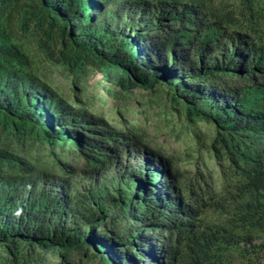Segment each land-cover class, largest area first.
Wrapping results in <instances>:
<instances>
[{
  "label": "trees",
  "instance_id": "trees-1",
  "mask_svg": "<svg viewBox=\"0 0 264 264\" xmlns=\"http://www.w3.org/2000/svg\"><path fill=\"white\" fill-rule=\"evenodd\" d=\"M40 64L162 90L212 137L165 154ZM143 249L264 264V0H0V264H142Z\"/></svg>",
  "mask_w": 264,
  "mask_h": 264
},
{
  "label": "rangeland",
  "instance_id": "rangeland-1",
  "mask_svg": "<svg viewBox=\"0 0 264 264\" xmlns=\"http://www.w3.org/2000/svg\"><path fill=\"white\" fill-rule=\"evenodd\" d=\"M42 73L48 76L51 83L57 87L58 91L74 102L85 105L91 113L101 116L104 122H107L117 130H124L127 127H135L145 136L146 142L152 148H158L165 154L172 152L182 153L185 149L193 146V140L190 138V131L195 129L206 141L212 137V127L204 121H196L195 124L185 120L183 109L176 112L172 109L169 99L162 90L154 89H135L129 93L120 92L113 85H108L101 79V75L85 74L75 79H67L65 74L55 67L46 64L39 66ZM74 91H72V89ZM109 92V93H108ZM59 154L62 153L57 149ZM34 157H42L41 152L32 149ZM66 158L73 162L74 166L80 165L77 158L71 159V153H65ZM47 161L46 159H42ZM181 169H186L181 165ZM148 249H143L144 260L152 264H166V261L158 254L157 258L150 260ZM78 255V257H77ZM72 260V259H71ZM73 260L82 261L85 264H99L97 257L90 259L89 254H75ZM56 259H52L50 264H57ZM72 264V261H69ZM148 263V262H147Z\"/></svg>",
  "mask_w": 264,
  "mask_h": 264
},
{
  "label": "clouds",
  "instance_id": "clouds-1",
  "mask_svg": "<svg viewBox=\"0 0 264 264\" xmlns=\"http://www.w3.org/2000/svg\"><path fill=\"white\" fill-rule=\"evenodd\" d=\"M22 210H18L15 215L19 216L21 214Z\"/></svg>",
  "mask_w": 264,
  "mask_h": 264
}]
</instances>
